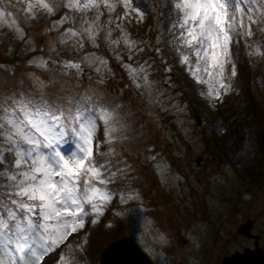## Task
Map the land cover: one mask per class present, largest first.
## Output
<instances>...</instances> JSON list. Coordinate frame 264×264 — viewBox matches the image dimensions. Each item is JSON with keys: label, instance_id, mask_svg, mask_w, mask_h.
I'll list each match as a JSON object with an SVG mask.
<instances>
[{"label": "rangeland", "instance_id": "374dc122", "mask_svg": "<svg viewBox=\"0 0 264 264\" xmlns=\"http://www.w3.org/2000/svg\"><path fill=\"white\" fill-rule=\"evenodd\" d=\"M137 2L144 10L143 19L136 17L126 28L143 52L104 39L113 27L107 23L106 12L100 18L104 30L97 38L99 47L85 39L81 48L75 38L61 35L67 27H81L79 23L53 27L67 12L62 6L54 16L41 15L36 20L25 21L19 12L24 39L0 27V94L23 90L29 95H98L110 105H119L123 117L127 139L118 141L115 148L128 167L123 169L126 175L118 174V186H109L116 197L98 223H88L70 237L73 249L79 245L83 252L60 251L78 255L80 264H98L105 247L126 237L152 264H221L224 257L252 248V239L236 236L238 226L250 219L251 233L260 237L258 247L264 254V156L258 150L264 131V33L257 32L246 41L251 50L260 49L256 55L248 54L244 39L233 46L237 75L229 76L232 90L219 102L205 97L207 116L188 98L177 75L175 51L163 48L157 5L153 0ZM22 7V0L8 5L13 11ZM112 36L118 33L114 30ZM97 58L106 60L107 68L101 66L97 72ZM69 60L81 63L84 71L64 70ZM40 61L48 66L38 67ZM126 65L147 68L151 88L138 89ZM250 97L256 113L248 118L244 131L234 128L236 133L230 135L225 123L217 120L212 141L208 122H215L219 115L217 103L239 101L246 111ZM103 136L101 123L97 139ZM107 148L101 144L102 151ZM55 258V254L46 257L45 264H55Z\"/></svg>", "mask_w": 264, "mask_h": 264}, {"label": "snow or ice", "instance_id": "6c2138e0", "mask_svg": "<svg viewBox=\"0 0 264 264\" xmlns=\"http://www.w3.org/2000/svg\"><path fill=\"white\" fill-rule=\"evenodd\" d=\"M22 2L23 7L13 11L8 8L12 0H0V27L10 28L21 39L26 34L19 12L25 21L36 20L41 15L54 16L62 6L67 12L53 27L81 24L61 33L75 38L79 47H84L85 39L99 47L97 38L104 30L100 18L106 12L107 23L113 27L104 39L131 51H144L126 28L136 17L143 19L144 10L137 0ZM160 15L162 31L171 37L164 47L174 49L185 71L204 86L201 95L210 100L219 102L232 90L229 76L237 75L234 45L244 39L250 56L260 51L251 50L246 41L257 32L264 33V0H166ZM37 66L48 65L40 61ZM101 66L107 68V61L97 58L95 70L99 72ZM126 67L138 89L151 88L147 68ZM63 69L84 71L81 63L71 60ZM119 108L98 95H29L23 90L0 94V264H45L53 254L55 264H80L78 255L60 249H73L70 237L86 224L99 222L116 197L109 186L116 185L118 174L126 175L123 169L128 165L115 148L118 141L127 139ZM101 123L104 136L98 140ZM101 144L108 145L107 151L101 150ZM119 199L123 202L125 197ZM73 252H83V248L77 245Z\"/></svg>", "mask_w": 264, "mask_h": 264}, {"label": "trees", "instance_id": "16d2710c", "mask_svg": "<svg viewBox=\"0 0 264 264\" xmlns=\"http://www.w3.org/2000/svg\"><path fill=\"white\" fill-rule=\"evenodd\" d=\"M153 1L155 5H157L158 7L159 16H161L160 11L164 7L166 0H153ZM162 21H163V17L161 16L160 35L162 37L163 48H165L164 47L165 40L171 39V37L168 33L162 31ZM166 49L174 50L171 46H169ZM174 58H175L174 61L178 60L177 54ZM176 69H179L177 75L179 76V79L181 80V83L188 94V98L191 100V102L195 104L197 108H199V111L201 110L204 111L208 116L209 109L208 106L206 105L208 101L206 100L205 96L201 95V91L204 90V86L197 85L194 82V80L191 78V76L185 71V67L182 66V64H180L179 62H178V67ZM254 103L255 102L253 98L250 97V105L248 107L249 110L246 111L238 106L239 101H235L233 102V104L232 103L228 104L223 102L217 103L218 104L217 110L219 115L217 116V119H215V122L213 121L208 122L209 132L211 133V140L213 141L215 139L217 133L216 131L217 125L219 123L218 121H222L225 123V127H227L226 131H228L230 135H234V133H236L233 132L234 128H236L237 130L244 131L243 129L246 126V122L248 121V118L251 116H255L256 108ZM227 107H232V108L231 110L228 111ZM258 150L261 152L259 154L261 156H264V141L262 140L261 135H259Z\"/></svg>", "mask_w": 264, "mask_h": 264}, {"label": "water", "instance_id": "95a60500", "mask_svg": "<svg viewBox=\"0 0 264 264\" xmlns=\"http://www.w3.org/2000/svg\"><path fill=\"white\" fill-rule=\"evenodd\" d=\"M264 140V131H263ZM202 158L197 159V164ZM252 221L249 219L238 226L236 236H241L253 240L252 248L244 249L242 252H235L229 257H224L221 264H264L263 249L258 247L260 237L253 235ZM236 236L232 238L237 239ZM98 264H152L147 255L143 253L136 243L126 237L111 242L109 246L105 247L100 252Z\"/></svg>", "mask_w": 264, "mask_h": 264}, {"label": "flooded vegetation", "instance_id": "af4514ba", "mask_svg": "<svg viewBox=\"0 0 264 264\" xmlns=\"http://www.w3.org/2000/svg\"><path fill=\"white\" fill-rule=\"evenodd\" d=\"M201 161H202V160H201ZM201 161H200V162H201ZM199 166H200V163L198 164V167H199Z\"/></svg>", "mask_w": 264, "mask_h": 264}]
</instances>
